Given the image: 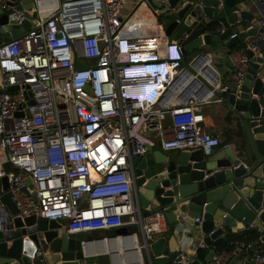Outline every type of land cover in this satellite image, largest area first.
<instances>
[{
    "label": "built area",
    "instance_id": "2783aa9c",
    "mask_svg": "<svg viewBox=\"0 0 264 264\" xmlns=\"http://www.w3.org/2000/svg\"><path fill=\"white\" fill-rule=\"evenodd\" d=\"M22 1L0 0V9L18 27L37 12L29 19L34 20L29 31L0 45V178L8 177L19 216L64 220L62 228L68 234H88L84 250L86 243L108 237L97 235L100 231L137 226L138 233L126 235L138 238L143 257L137 264H146L147 239L168 231L169 225L162 209L143 215L137 162L157 146L164 151L201 149L207 156L232 147L203 126L202 106L228 86L221 85L209 53L188 55L182 62L169 59L168 50L176 55L184 47L180 38L185 41L191 33L178 39L170 36L159 19L162 8L148 0H32L30 10ZM199 6L203 11L205 5ZM224 8L221 1L217 10ZM176 12L171 8L166 13ZM216 18L203 12L196 17L207 26L205 33L221 34L220 22L209 27ZM231 32L234 37L242 31ZM263 39L260 30L254 40ZM249 48L261 52L249 38L243 48L228 55L237 88L250 68ZM133 56L159 61L134 63ZM163 62L178 67L160 100L129 98L127 89L141 78L156 83L157 67ZM145 68L149 72L144 77L134 76ZM202 223L203 218H197L193 225L201 231ZM249 229L254 225L237 231ZM215 230L201 231L204 239ZM204 239L199 249L215 250L217 239L211 245ZM240 252H244L240 264H264L262 238L237 241L231 251L216 252L204 264H228ZM42 254L39 248L36 256ZM101 255L105 254L86 256ZM149 261L152 264L150 257ZM192 262V255L182 252L171 264Z\"/></svg>",
    "mask_w": 264,
    "mask_h": 264
},
{
    "label": "water",
    "instance_id": "95a60500",
    "mask_svg": "<svg viewBox=\"0 0 264 264\" xmlns=\"http://www.w3.org/2000/svg\"><path fill=\"white\" fill-rule=\"evenodd\" d=\"M148 1L164 12L177 9L176 19L168 26L167 33L176 39L184 32L191 33L184 41L186 51L206 45L209 52L211 44L216 42L220 47L221 40L230 51L250 38L252 46H257L262 54L247 50L250 68L240 88L230 83L227 90L215 91L229 110L234 126L244 130L246 151L240 155L228 147L207 156L201 149L188 152L150 148L137 162L139 177L136 182L143 215L162 209L169 225L168 231L155 233L147 239V254L152 264H171L182 253L186 237L200 231L193 225L197 218H203L202 232L216 228L211 237L204 239L209 245L224 233V226L237 231L253 224L263 233L264 240V68L260 70L264 65V39L254 40L260 30L264 31L261 25L264 0H254L252 10L239 8L241 3L237 0H171L169 4ZM221 1L232 9L230 14L217 10ZM22 3L28 10L33 7L32 0ZM199 3L205 5L203 11ZM18 7L22 9V5ZM202 12L208 17H217L216 21L224 26L221 34L201 35L207 26L199 23L196 17ZM30 17L36 18L37 12L28 15L23 26L18 27L0 9V45L29 31L34 23ZM240 23H251V27L230 37L232 25ZM0 180V207L8 209L5 218L9 223L0 226V264H83L87 258L83 242L88 241V234H68L62 228L64 220L37 218L36 215L22 218L9 191L8 177ZM171 231L173 234L169 235ZM128 232L138 233L139 228L121 227L113 233ZM39 248L43 254L37 257ZM215 254L216 250H210L205 260L209 261ZM243 257L244 252H240L229 264H236ZM192 258L191 264H204L197 257Z\"/></svg>",
    "mask_w": 264,
    "mask_h": 264
},
{
    "label": "crops",
    "instance_id": "0c3cea01",
    "mask_svg": "<svg viewBox=\"0 0 264 264\" xmlns=\"http://www.w3.org/2000/svg\"><path fill=\"white\" fill-rule=\"evenodd\" d=\"M253 2L254 0H237L238 4L241 3L239 4V8L246 9V10H252L251 5ZM231 12H232V9L225 5L224 14L228 15ZM160 17L163 18L164 20L163 23H165L166 30L168 29V26L176 19L174 14L166 13L164 11ZM250 26H251V23H246L244 28L241 29L238 27V25H232V31H234V29L243 31L249 28ZM221 27H224V26L222 25ZM206 31L208 30L201 31V34L205 33ZM214 35H217V34H214ZM247 41H249V38L247 39ZM180 42L184 44V40L182 38H180ZM246 43H244V45L242 44V46L235 47L229 51L224 40H221L220 47L217 46L216 42H213L211 44L212 50L209 52L207 51L208 47L206 45H202V47L194 48V49L187 51V54L188 55H196V54H202V53L211 54V57L213 58L214 66L217 68L219 75H220L219 76L220 83L223 87H226V86H229L230 83H232V74H233L232 68L234 66L233 63L229 60L228 55L238 52L241 48H243L246 45ZM258 54H262V53L258 52ZM203 62H205V60H203ZM226 62H228V64H226ZM263 68H264V65H261L260 70H262ZM202 109L206 117L205 122L203 123V126L209 133L219 136L222 140H224L226 138L225 136L229 134L232 137L231 142L229 143V144H232L231 148L240 155L243 153V151H246L247 146H244L243 148H241L243 144V139L241 140L235 135L237 131V128L234 126L235 124L229 121V116H230L229 110L224 106V103L220 101L217 96H215L210 103L204 104L202 106ZM154 149H161V147L157 146ZM222 149H225V148H220V149H217L216 151H219ZM249 151H250L249 148H247V152ZM1 194H2V183L0 180V195ZM0 210H1L0 211L1 224L6 226L7 224H9L7 221V218H5L8 216V209L4 206H1ZM247 228L248 227H245V229ZM229 229H231L233 232H236V233L238 232V231H235L234 228L224 226L223 234H226ZM172 234H173V231L169 233V235H172ZM260 234L261 236L263 235V233H260ZM261 236L259 237V239L261 238ZM203 239H204V236L201 231L196 232L194 235L187 236L185 239V244L181 248L182 252L185 254L187 253V254L197 257L198 251L200 250L199 245ZM259 239L253 240V242H258ZM201 250H207V249H201ZM90 258L92 257H87L83 261V264H90V262L88 261V259ZM232 260H230V262ZM240 260L236 264H240ZM93 264H96V263L94 262Z\"/></svg>",
    "mask_w": 264,
    "mask_h": 264
},
{
    "label": "clouds",
    "instance_id": "9594fccd",
    "mask_svg": "<svg viewBox=\"0 0 264 264\" xmlns=\"http://www.w3.org/2000/svg\"><path fill=\"white\" fill-rule=\"evenodd\" d=\"M176 39L175 37H173ZM168 55L170 60L180 61L182 62L185 60L187 51L185 50V46L178 50L176 55H173L171 49L168 50ZM137 59V60H134ZM147 61H159V58H151L150 56H133L132 62H147ZM178 65L172 66L167 62H163L159 64L157 67V72L159 77L156 76V83H151L144 78H141L135 86L132 88L127 89L128 97L133 100H138L139 102L147 101L148 103H156L160 100L165 91L164 86L168 83V81L174 80L175 70L177 69ZM140 69V68H138ZM149 72L147 68L141 69V71L137 72V77H144V73ZM152 72V71H151ZM151 76H153L150 73Z\"/></svg>",
    "mask_w": 264,
    "mask_h": 264
},
{
    "label": "bare ground",
    "instance_id": "6f19581e",
    "mask_svg": "<svg viewBox=\"0 0 264 264\" xmlns=\"http://www.w3.org/2000/svg\"><path fill=\"white\" fill-rule=\"evenodd\" d=\"M208 65L209 62H207V67ZM84 253L86 255L105 254L111 256L116 264H126L128 260L133 264H137L139 261L141 263L143 257L138 238L128 234H118L86 243Z\"/></svg>",
    "mask_w": 264,
    "mask_h": 264
},
{
    "label": "trees",
    "instance_id": "16d2710c",
    "mask_svg": "<svg viewBox=\"0 0 264 264\" xmlns=\"http://www.w3.org/2000/svg\"><path fill=\"white\" fill-rule=\"evenodd\" d=\"M217 24H218V22L215 21L209 27L211 28ZM229 121L232 122L230 116H229ZM235 135L239 139H241V140L243 139V144L241 147V148H243L246 144V140H245L244 130L242 129V127L237 128ZM225 137L226 138L224 140H222L223 143L224 144L230 143L231 139H232L231 135L227 134ZM260 236H261V234L256 229L244 230V231L237 232V233L233 232L231 229H229L226 234H222L221 236H219L217 238V240L213 243V245L215 246L216 252L231 251L234 248L235 243L237 241H240V240L253 241V240L259 239ZM208 251H210V250H201L200 249L198 251L197 258L199 260H202L205 262Z\"/></svg>",
    "mask_w": 264,
    "mask_h": 264
},
{
    "label": "rangeland",
    "instance_id": "374dc122",
    "mask_svg": "<svg viewBox=\"0 0 264 264\" xmlns=\"http://www.w3.org/2000/svg\"><path fill=\"white\" fill-rule=\"evenodd\" d=\"M129 1H130V3H134L136 0H129ZM126 10L127 11L130 10L129 5L126 7ZM159 19L161 22H164L163 18L160 17ZM245 24L246 23H240V24H236V25H238V27L242 29V28H244ZM175 151H178V150H175ZM6 170L8 172H10V171H12V168L10 166H6ZM113 232L114 231H112V232L100 231L97 234L98 235H105L106 234L105 236H108V237L118 235V234H114ZM141 242H143L142 239H141ZM144 258H145L146 264H150L149 257H148L147 252L145 250H144ZM88 261L90 262V264H93L94 262L96 264H110V258L107 255L92 257V258L88 259Z\"/></svg>",
    "mask_w": 264,
    "mask_h": 264
},
{
    "label": "flooded vegetation",
    "instance_id": "af4514ba",
    "mask_svg": "<svg viewBox=\"0 0 264 264\" xmlns=\"http://www.w3.org/2000/svg\"><path fill=\"white\" fill-rule=\"evenodd\" d=\"M98 235V234H97Z\"/></svg>",
    "mask_w": 264,
    "mask_h": 264
}]
</instances>
